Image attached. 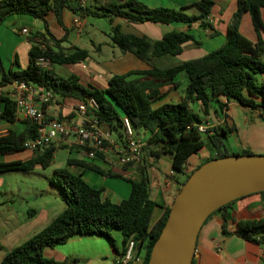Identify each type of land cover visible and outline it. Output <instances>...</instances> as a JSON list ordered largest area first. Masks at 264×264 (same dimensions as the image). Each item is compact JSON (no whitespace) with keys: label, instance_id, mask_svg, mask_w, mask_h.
I'll return each instance as SVG.
<instances>
[{"label":"trees","instance_id":"1","mask_svg":"<svg viewBox=\"0 0 264 264\" xmlns=\"http://www.w3.org/2000/svg\"><path fill=\"white\" fill-rule=\"evenodd\" d=\"M213 4V0L198 1L196 5L202 13L196 16L175 8L151 7L140 0H91L89 4H82L79 0H0V25L13 14H28L44 23L43 31L29 37L30 60L26 67L20 66L18 60L17 69L6 67L0 50V123H15L18 120L16 101L10 94H3L1 88L20 81L50 89L61 100L85 102L88 114L100 124H107L112 131L122 128L124 117H128L136 131L149 133L144 151L156 157L170 154L177 172H185L190 157L204 145L211 146L214 151L212 155L185 176L179 191L193 171L210 159L256 154L250 149L229 151L226 138L229 130L233 129L229 124L210 127L206 133L199 130V125L203 121L202 117L206 118L212 111L228 123L230 100L258 108L264 116V82L258 81V75L264 73V0H237V9L228 24L226 41L222 46L201 57L168 66L157 65L155 58L180 54L184 43L196 41L192 33L171 30L161 39H151L145 34L124 31L121 23L114 22L116 18L158 23L200 20L203 26H207L209 23L202 18L209 15ZM66 9L84 17L107 18L112 24L109 33L112 42L123 52L135 53L148 67L112 73L106 86L92 83L84 86L75 73L60 75L55 70V64H78L91 56L87 48L75 44L65 46L67 38L57 37L53 32L54 19L65 28ZM246 12L250 13L257 31L256 41L240 30ZM40 58L48 60L49 66L41 63ZM181 72H185L188 80L181 100L156 104L166 94V86L177 84L176 78ZM59 118L66 117L60 115ZM21 121L25 124L23 130L8 128L7 133L0 136L2 154L27 149L24 143L38 135V124L35 121L27 118ZM104 145H108L107 140ZM59 148L56 143H51L36 149L26 160L0 161V172L29 170L37 165L48 167ZM97 159H105L103 151L98 152ZM135 163L123 164L122 171H116L85 158H68L67 165L76 167V172L68 167L54 170V176L63 191L66 208L48 225L9 250L0 264H72L77 259L57 260L46 257L45 249L64 244L74 235L95 234L106 237L117 249L119 259L116 264L132 263L123 261L131 240L135 241L133 258L143 255V264H148L153 245L169 217L171 205L165 206L162 214L156 218L159 204L150 197V178L146 168L138 165L140 177L137 178L124 175V171ZM86 169L128 181L131 185L129 196L121 202H114L104 196L103 186L96 187L83 177L82 171ZM233 202L235 200L213 212L224 210L223 232L226 235L238 234L264 249V217H237L227 209ZM230 221L237 225L235 231L228 228ZM113 229L122 233V250L118 247Z\"/></svg>","mask_w":264,"mask_h":264},{"label":"crops","instance_id":"2","mask_svg":"<svg viewBox=\"0 0 264 264\" xmlns=\"http://www.w3.org/2000/svg\"><path fill=\"white\" fill-rule=\"evenodd\" d=\"M151 7L164 6L182 10L188 15L200 16L202 10L196 5L200 0H140ZM214 4L211 7L209 15H206L202 20L206 19L209 23L203 26L201 21L194 22H174V23H158V22H133L124 18H116L115 23H121L122 28H126L127 32L136 34H145L151 39H161L164 34L171 30L187 31L192 33L196 41L189 40L183 44V51L178 55H183L186 52L189 56L186 59H193L201 57L210 51L222 46L226 41V33L228 24L230 23L236 9L237 0H213ZM82 4H89L91 0H79ZM102 19L99 17H84L74 13L71 9H66L64 12L65 28L59 25L55 19L52 22V30L57 37L65 36L67 40L64 42L65 46L72 44L80 47L82 43V36L87 32L89 24ZM107 19V18H106ZM28 14H13L5 19L0 25V50L3 61L6 67H13L17 69L19 65L26 67L29 64V51L31 43L29 37L35 32L44 30L43 21ZM101 22L100 30L108 37L104 40L107 48L104 49L102 43H95L92 41L93 48L90 50L98 54H105L98 59H93L90 56L86 63V71L92 76H99L104 78V83L97 84L106 86L108 78L112 73H125L131 69L146 68L148 64L138 57L133 52H123L120 47L115 45L109 35L112 24ZM136 26L135 30H130L129 27ZM27 28L28 33H23V29ZM123 28V29H124ZM147 28L148 30H144ZM128 29V30H127ZM241 32L253 41L258 39L257 31L255 30L252 18L249 12H246L241 20ZM148 31V32H147ZM214 40H217L214 42ZM214 42V46L211 43ZM207 45V46H205ZM216 45V46H215ZM86 48V47H83ZM23 49V53H20ZM88 49V48H87ZM5 55L9 62L5 61ZM92 55V54H91ZM167 55L158 56L155 58V63L159 66H168V63H163ZM84 61V62H85ZM83 63V62H82ZM81 64V63H78ZM72 65V64H71ZM82 65V64H81ZM177 84L169 85L164 88L166 94L156 102V104L181 100L185 91L187 81L185 83L179 81ZM259 82H264V73L258 77ZM7 87H12L10 84L3 86L2 92L6 93ZM79 101L75 99L61 100L46 106V113L49 118H57L60 115L67 117L73 113L75 106ZM197 106V105H196ZM229 108V121L226 123L224 119L216 116L212 111L211 115L202 117V123L210 125V127H219L220 125L232 126L233 129L229 130L226 138V146L231 152H241L244 149H250L256 154L264 155V116L261 115L260 109L251 106H246L237 100H230L228 102ZM16 123L22 124L18 128H13L12 123L2 122L0 126H6L5 129L13 128L21 131L25 128V124L21 121L25 118L17 116ZM100 128L104 132H110L111 129L107 124H100ZM123 131L113 130L108 139V145L105 147V159L95 160L96 163L105 167L106 169L112 168L116 171H122L123 164L119 161V155L112 159V154L115 150L125 149L126 143L121 135ZM145 140L148 138L149 133L143 130L136 131ZM206 136H204L205 138ZM60 148L55 152L54 160L61 163L60 167H68L71 171L76 172L77 168L67 165L68 158L80 157L85 158L86 154L83 149L76 143L75 136L67 138L65 141L56 143ZM211 149V150H210ZM26 150V149H24ZM30 150V149H29ZM23 151V150H20ZM17 151V152H20ZM113 151V152H112ZM30 154L24 158L19 157L15 159L1 158L0 161H13V160H26L30 158L34 151L30 150ZM214 151L211 146L204 145L197 153L193 154L185 169V172H177L172 163V156L164 154L160 157L151 156L144 151L140 161L134 165L129 166L124 175L127 177L137 178L140 177L138 165L144 166L150 178V197L158 202L159 206L156 209V218H158L165 209V206L172 205L174 199L179 192L181 182L185 176L200 163L205 161L212 155ZM14 153V152H13ZM16 153V152H15ZM12 154V153H10ZM9 155V154H4ZM104 162V163H101ZM83 172V177L92 185L96 187L103 186L105 188L104 196L110 198L114 202H121L127 198L131 191V185L128 181L121 178H113L102 175L97 171L86 169ZM228 211L233 212L237 217H264V192H256L245 195L235 200L230 206ZM224 210L213 213L210 218L204 223L197 240V249L194 257L193 264H264V249L251 241H248L238 234L226 235L223 232V217ZM29 218L22 222H18L4 235V243L6 247L0 251V262L6 253L19 245L18 240L22 237H27L32 233L37 225L38 219L44 220L47 218L48 212L36 213L32 210ZM231 231H235L237 225L235 222L230 221L229 227ZM39 231V230H38ZM38 231L33 232L32 235ZM117 240L120 250H122V233L113 232ZM100 235H74L66 243L77 242L74 248H64V244L54 247H47L45 251L49 252V257L57 260H64L66 258L77 259L72 264H116L119 259L117 249L110 243L108 245L103 237ZM86 238V239H83ZM83 240L84 243H83ZM17 243V244H16ZM96 245H100L98 249ZM51 251H47V250ZM44 251V252H45ZM131 264H143V255L135 257Z\"/></svg>","mask_w":264,"mask_h":264},{"label":"water","instance_id":"3","mask_svg":"<svg viewBox=\"0 0 264 264\" xmlns=\"http://www.w3.org/2000/svg\"><path fill=\"white\" fill-rule=\"evenodd\" d=\"M264 191V155H230L204 162L176 195L148 264H193L210 215L245 195Z\"/></svg>","mask_w":264,"mask_h":264},{"label":"rangeland","instance_id":"4","mask_svg":"<svg viewBox=\"0 0 264 264\" xmlns=\"http://www.w3.org/2000/svg\"><path fill=\"white\" fill-rule=\"evenodd\" d=\"M100 21H103V23L106 24L109 23L108 19L102 18L96 20V22H92L93 24H89L87 32L82 36L81 46L91 50L93 48L92 41H95V43H102L104 49L107 48V45H105L103 42L108 37L106 36V34L101 32ZM129 29L136 31V26H131L129 27ZM123 30H126V28H124ZM144 30L146 31L148 29L145 28ZM216 41L217 40H214V42ZM214 42L211 43V46H214ZM212 48L215 49L216 47H212ZM20 53H23V49H20ZM91 54L93 59H98L100 56H104L106 53L98 54L97 52L92 51ZM188 56L189 54L187 52L183 55H167L166 56L167 58L163 60V63L165 64L168 63V65L177 64L181 61L188 60L186 59ZM5 57H6L5 61L8 63L9 60L7 59L6 55ZM86 63L87 61L81 63L82 65L55 64L54 67L55 70L60 75L63 76H68L70 73H75L79 77V82L84 86H88L90 83L95 85L97 84L102 85L105 79L99 76H92L91 74H89L85 68ZM45 65L49 66V62H46ZM260 75L261 74H259L258 77ZM1 79H2V75L0 72V82ZM177 79L185 83L187 80L185 72L179 73ZM5 92L10 94L11 88L7 87V90H5ZM11 125L13 128H18L19 126H22V124L16 122L12 123ZM5 127L6 126L4 125L2 127L0 126V129H5ZM120 130L123 131L122 128H120ZM137 135L141 137L138 133ZM113 151H112L113 153L110 155H112V159H115L118 152H116L115 150ZM30 153L31 152L29 149L16 153L14 152L9 155H4L0 152V159L3 157L9 159H15L19 157L24 158L25 156H28ZM85 159L91 161L97 160V158L96 159L90 158L87 155ZM60 166L61 163L59 161L54 160L52 164L48 167L37 165L33 169H29V170L18 169V170L0 172V251L4 250L6 247V243H4V239H3L6 232L9 231L12 228V226H14V224L18 222L20 223L25 219L29 218L30 216L29 213L32 210H35L36 213L41 212V214L43 213V211L48 212L47 218H44V220L38 219L37 225L33 231L35 232L41 230L43 227L48 225L53 220V218H55V216H57L62 210L66 208V201L63 197L62 188L59 185V181H57L54 176V170L56 168H59ZM33 232L28 234L27 237L20 238L17 241L18 244H21L22 242L30 238ZM113 232L121 233V231L118 229H113L112 233ZM100 236L103 237L102 235ZM104 239L106 243L110 245L109 240L106 237H104ZM84 241L85 240H83V243ZM77 243H76L77 246L78 245L80 246V243L79 242ZM76 244L74 242H69L64 244L65 246L62 247L67 249L74 248L76 247L75 246ZM96 246L98 247V249L101 250V248L99 247L100 245H96ZM47 251H51V250L48 249ZM44 254L46 257H49V252L47 253L45 251Z\"/></svg>","mask_w":264,"mask_h":264},{"label":"built area","instance_id":"5","mask_svg":"<svg viewBox=\"0 0 264 264\" xmlns=\"http://www.w3.org/2000/svg\"><path fill=\"white\" fill-rule=\"evenodd\" d=\"M23 33H28L24 28ZM45 65L48 60L40 58ZM10 96L16 101L17 116L35 121L38 124V135L34 139H28L24 146L35 151L36 149L51 143H60L71 136H75L76 143L90 158H97L99 151L105 150V141L110 138L111 132H104L100 128L99 121L88 114V106L85 102H79L73 111V116L63 119L49 118L46 106L60 101V97L52 90L26 82L14 81L11 84ZM210 125L200 123L199 130L206 133ZM122 137L126 143L125 149L119 150V161L122 164L140 161L144 153L146 140L137 135L130 119L124 117ZM7 133L6 129H0V136ZM135 241L129 242L124 255V263L133 260Z\"/></svg>","mask_w":264,"mask_h":264}]
</instances>
